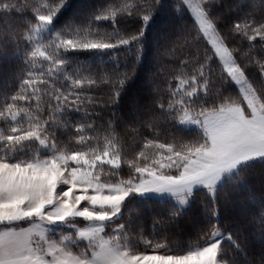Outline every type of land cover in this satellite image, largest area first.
<instances>
[{"label": "snow or ice", "instance_id": "6c2138e0", "mask_svg": "<svg viewBox=\"0 0 264 264\" xmlns=\"http://www.w3.org/2000/svg\"><path fill=\"white\" fill-rule=\"evenodd\" d=\"M66 3L0 0V62L18 81L0 102V264H229L222 239L237 237L216 222L231 202L224 174L264 164V0L226 26L221 0H107L47 32ZM162 7L186 19L157 51L150 100L127 121L114 106ZM93 49L113 63L69 66L66 53ZM197 186L204 225L177 249L166 229ZM153 191L178 204L154 217L159 235L133 232L122 202ZM253 219L264 224V209Z\"/></svg>", "mask_w": 264, "mask_h": 264}, {"label": "trees", "instance_id": "16d2710c", "mask_svg": "<svg viewBox=\"0 0 264 264\" xmlns=\"http://www.w3.org/2000/svg\"><path fill=\"white\" fill-rule=\"evenodd\" d=\"M106 2L107 0H67L66 5L53 18L47 32L51 33L63 27L69 20L79 18ZM252 2L253 0H221L220 4L214 6V11L224 13L222 26H226L250 11ZM225 9L230 10L226 11ZM257 18H259L258 15ZM185 19L186 12H169L162 7L144 25V35L141 40L144 50L136 74L126 84L114 106L124 120H133L136 116V111L133 109L139 105H146L150 100L151 87L148 80L150 74L156 71L157 51L161 49L167 39H171L177 34V26ZM192 20L194 22L193 17ZM97 23L106 28L111 27L110 21H98ZM129 30H135V24H130ZM66 56L70 67L76 61L91 64L103 61L108 65L113 63L109 59L110 50H71L66 53ZM13 71L14 65L10 66L0 62V102L5 99L6 94H11L18 87V81L14 77ZM165 78L162 72L159 78L162 88L167 87L164 83ZM234 87L235 85H233ZM177 127L185 134L197 131L196 128H184L181 125ZM237 171L246 172V181L239 182ZM237 171L225 179L232 189L230 192L231 202L227 207L220 209L216 218L218 224L223 225L237 237V244H233L226 235L224 236L222 246L227 250L223 255L229 264H261L264 262V224L259 219L254 220L253 217H258L261 210L264 209V164H261L258 159L241 165ZM224 187L225 184L222 182L217 187V192ZM202 193H206V191L204 189L195 190L188 206L184 209V218L167 226L166 230L176 240L175 247L177 249L186 248L188 242L195 239L197 231L204 225L202 205L199 203ZM173 205L176 204L168 198H137L131 195L124 201L122 212L131 213L133 232L143 230L145 234H148L155 230L159 235L165 229L159 224H154L153 219L164 215L167 209Z\"/></svg>", "mask_w": 264, "mask_h": 264}, {"label": "rangeland", "instance_id": "374dc122", "mask_svg": "<svg viewBox=\"0 0 264 264\" xmlns=\"http://www.w3.org/2000/svg\"><path fill=\"white\" fill-rule=\"evenodd\" d=\"M193 19H194V17H193ZM181 126L184 127V128H196L195 125H191V124H184V125H181ZM256 160H258V159H255V160H252V161H256ZM252 161L242 162L241 165L247 164V163L252 162ZM241 165H239L238 168H239ZM236 171H237V169H234V170H232V171L229 172V173H225V174H224V175H225V179H226L227 177H230L231 175H233ZM222 182H223V181L218 182L216 187H218ZM197 189H204V188H203V186H197V188H195L194 191L197 190ZM204 190H205V189H204ZM205 191H206V190H205ZM131 195H134V196H136L137 198H138V197H141V198H145V197H153V198H161V199H163V198H168V199H171L176 205L178 204V201H176V200L174 199L173 195H172L171 193H168V192H154V191H153V192H146V193H142V194L131 193V194H129V196H128L126 199H128ZM191 198H192V197H190V200H191ZM126 199H125V200H126ZM190 200H189V202H190ZM123 203H124V201L122 202V205H123ZM188 204H189V203H188ZM188 204L184 205V206H183V209H185V208L188 206ZM121 212H122V206H121ZM65 227H66V226H65Z\"/></svg>", "mask_w": 264, "mask_h": 264}]
</instances>
